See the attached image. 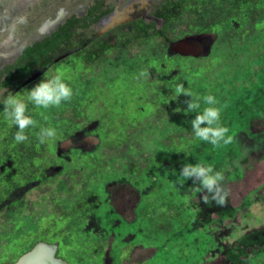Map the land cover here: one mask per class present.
Masks as SVG:
<instances>
[{"label": "rangeland", "instance_id": "obj_1", "mask_svg": "<svg viewBox=\"0 0 264 264\" xmlns=\"http://www.w3.org/2000/svg\"><path fill=\"white\" fill-rule=\"evenodd\" d=\"M16 3L0 101L28 103L45 72L74 94L28 103L37 127L20 144L0 104V264L40 242L67 264H264V0ZM180 83L216 97L231 144L195 138ZM183 162L222 172L227 205L204 204Z\"/></svg>", "mask_w": 264, "mask_h": 264}, {"label": "clouds", "instance_id": "obj_2", "mask_svg": "<svg viewBox=\"0 0 264 264\" xmlns=\"http://www.w3.org/2000/svg\"><path fill=\"white\" fill-rule=\"evenodd\" d=\"M147 70H142L139 77L148 78ZM138 77V78H139ZM175 99L181 95L187 99L183 101L186 107L181 110L185 115L196 113L191 119V129L196 139L210 143L214 147L221 144L228 145L233 142L234 137L228 135L229 129L221 124V108L216 105L219 103L214 95L208 94L200 96L185 88L183 83L177 84L174 89ZM73 89L64 79L62 72H57L51 77L45 72L43 78L36 83L26 95V100L37 109L59 108L62 103L70 102L73 97ZM28 103L19 95H8L0 101L3 104V115L5 121L14 125L17 131L14 140L17 144L28 140L26 130L37 127V121L28 114ZM203 105H206L203 107ZM56 129L54 127H40L37 133L40 143H45L55 138ZM188 153H185L184 160L187 161ZM180 176L183 181H191V185L196 186L200 192V199L204 204L214 203L216 206L224 207L230 197V189L224 185L225 177L222 172L214 170L212 165L203 163H181Z\"/></svg>", "mask_w": 264, "mask_h": 264}, {"label": "water", "instance_id": "obj_3", "mask_svg": "<svg viewBox=\"0 0 264 264\" xmlns=\"http://www.w3.org/2000/svg\"><path fill=\"white\" fill-rule=\"evenodd\" d=\"M67 264L55 256V248L43 243L37 244L32 250L22 255L15 264Z\"/></svg>", "mask_w": 264, "mask_h": 264}, {"label": "bare ground", "instance_id": "obj_4", "mask_svg": "<svg viewBox=\"0 0 264 264\" xmlns=\"http://www.w3.org/2000/svg\"><path fill=\"white\" fill-rule=\"evenodd\" d=\"M17 0H0V23L2 21H5L6 19H10L13 18L14 16L19 17V7L18 4L16 3ZM27 2L31 3V2H35L36 0H26ZM38 1V0H37ZM139 2V1H137ZM38 4V2H37ZM43 5V4H42ZM18 13V14H15ZM114 19L117 17H113ZM14 19V20H16ZM13 23V22H11ZM2 26V24H0V27ZM8 26V24L5 26V28ZM60 264V263H59ZM61 264H64L63 262H61Z\"/></svg>", "mask_w": 264, "mask_h": 264}]
</instances>
